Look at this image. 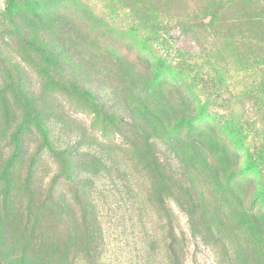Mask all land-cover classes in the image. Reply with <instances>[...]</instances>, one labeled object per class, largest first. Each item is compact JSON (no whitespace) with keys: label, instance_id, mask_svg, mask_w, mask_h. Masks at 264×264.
Returning <instances> with one entry per match:
<instances>
[{"label":"rangeland","instance_id":"rangeland-1","mask_svg":"<svg viewBox=\"0 0 264 264\" xmlns=\"http://www.w3.org/2000/svg\"><path fill=\"white\" fill-rule=\"evenodd\" d=\"M13 1L0 264H166L172 226L183 264H264V0H235L229 31L138 0Z\"/></svg>","mask_w":264,"mask_h":264},{"label":"trees","instance_id":"trees-1","mask_svg":"<svg viewBox=\"0 0 264 264\" xmlns=\"http://www.w3.org/2000/svg\"><path fill=\"white\" fill-rule=\"evenodd\" d=\"M234 2L235 0H138L143 12L151 15L165 13L176 23L186 22L189 30L200 31H229V24H234L236 20L232 13ZM13 3L14 1L10 0L7 12ZM169 238L166 264H183V259L178 253L179 244L185 240L183 233H178L172 226Z\"/></svg>","mask_w":264,"mask_h":264}]
</instances>
